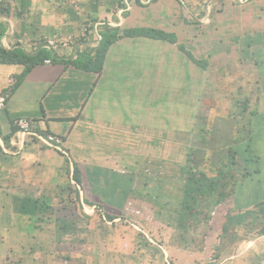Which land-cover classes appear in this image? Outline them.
Returning a JSON list of instances; mask_svg holds the SVG:
<instances>
[{"label":"crops","instance_id":"crops-1","mask_svg":"<svg viewBox=\"0 0 264 264\" xmlns=\"http://www.w3.org/2000/svg\"><path fill=\"white\" fill-rule=\"evenodd\" d=\"M133 1L0 0V48L31 56L0 62V264L113 262L110 223L126 213L140 171L181 174L197 160L198 128L213 136L203 150L240 168L230 232L210 264H264V0ZM140 27L177 41L121 36L99 69L77 65L96 58L98 35ZM47 39L56 51L41 48ZM23 117L27 132L15 125ZM143 239L132 259L119 253L123 263L198 264Z\"/></svg>","mask_w":264,"mask_h":264},{"label":"trees","instance_id":"trees-1","mask_svg":"<svg viewBox=\"0 0 264 264\" xmlns=\"http://www.w3.org/2000/svg\"><path fill=\"white\" fill-rule=\"evenodd\" d=\"M121 36H146L171 43L177 41L175 35L150 27L128 29L121 35L103 34L96 58H89L83 64L78 61L77 65L99 69L106 51ZM180 49L202 66L201 61L188 50ZM34 58L26 72L33 64L42 61L41 53L38 52ZM27 59L31 56L26 53L0 48V62L26 63ZM232 172V169L225 170L221 177L212 176V172L197 168L190 160L184 163L178 177L166 178L160 172L147 169L140 171L128 209L118 218L122 223L136 227L148 243L163 249L172 245L196 255L198 264H210L219 257L221 240L230 232L234 205L228 186ZM261 212L264 221V203ZM104 218L111 222L116 219L109 214ZM260 233L264 234V222Z\"/></svg>","mask_w":264,"mask_h":264},{"label":"rangeland","instance_id":"rangeland-1","mask_svg":"<svg viewBox=\"0 0 264 264\" xmlns=\"http://www.w3.org/2000/svg\"><path fill=\"white\" fill-rule=\"evenodd\" d=\"M242 1L243 2H247L248 0H242ZM201 130L202 129H200V128H198L196 130L195 136L198 137V140L196 141L197 145H192V149L194 151H197L195 153L196 156L198 155L197 156V160H193L191 162L197 168H199L201 170H204V171H211V172L213 171V172H215L214 174H216L218 176H220L221 173H223V171H225V170H228V171L231 170V168L234 166V163L222 162L221 161V156H220V154L217 152V150L215 148H214V151H208V149H209V147H208L207 151H205V150H203L204 146L198 145L200 143V140H207V139L213 138V136H210V135L207 136V133L205 134V132L203 130L202 131ZM197 146H199V147H197ZM210 156H212L214 161H206L204 159L206 157L209 160H211ZM201 158L203 160H201ZM146 163H149V162H146ZM238 165L240 166V164H238ZM250 165L252 166L253 163L250 162ZM239 169L240 168L237 166L236 169L233 170V172H232L233 175L231 176L232 180L234 178L236 179L235 176L238 173ZM178 171H179V169L177 167V170L175 172L174 171L171 172V174H172L171 176L175 175L176 177H178L180 175V174H178ZM231 182L229 183V187H228L229 191H231V186H232ZM260 192H261V190H260ZM262 192H264V189H262ZM134 209H136V208L134 207ZM76 218H77L78 222L82 218V215H81V213L79 211H78V213H76ZM110 226H111L112 230L110 231V234H111L110 235L111 236L110 244L111 245L109 247L111 249H113V247H114L116 252H114L113 256H112L113 262H110L109 264H118V263L119 264H125V263H123L125 261L123 256L121 254H119V253H122L127 258L126 261H128L129 259H132L131 255L133 253L138 255L137 250H134V245H136V247H138L139 249H143V248L147 249V248L144 247V245H142V246L139 245V244L144 243L143 242L144 239H143V237L138 236L140 234H139V232H138L136 227L129 226V225L125 224V223H122L120 220H117L116 224L115 223L114 224L110 223ZM135 235L140 239V242H136L135 239L131 238L132 236L135 237ZM106 248H108V247H106ZM161 249H163V248H161ZM116 254H119V255L116 258H114ZM90 261H92V258H91ZM100 261H101V259H99V261H97L96 264H100ZM165 261H166L167 264H169V262H170V264L172 263L171 258H169V260L167 261V257H166Z\"/></svg>","mask_w":264,"mask_h":264},{"label":"built area","instance_id":"built-area-1","mask_svg":"<svg viewBox=\"0 0 264 264\" xmlns=\"http://www.w3.org/2000/svg\"><path fill=\"white\" fill-rule=\"evenodd\" d=\"M125 2L127 3L128 7H131V5L133 4V0H125ZM102 36L98 35V39L97 41L101 40ZM3 43L5 44L6 41H3ZM7 47V49H11V45L5 44ZM41 45V48H48V49H53V50H57L59 47V42L53 40V39H47L46 41H43ZM66 45V43L64 44ZM39 48V47H38ZM37 48V49H38ZM45 62L49 63L51 62V60L47 59L45 60ZM15 83V78L11 77L10 78V85H14ZM6 100V95L5 94H1L0 96V106L4 105V102ZM15 125L18 127L19 131H23V132H27L31 129L32 125H33V121L31 119L28 118H19L18 120L15 121ZM46 141L52 145H56V146H60L62 144V139L58 136L55 135H48Z\"/></svg>","mask_w":264,"mask_h":264}]
</instances>
